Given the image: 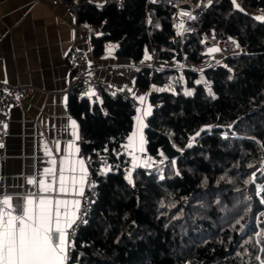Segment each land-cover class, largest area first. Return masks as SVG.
<instances>
[{
  "label": "trees",
  "instance_id": "obj_1",
  "mask_svg": "<svg viewBox=\"0 0 264 264\" xmlns=\"http://www.w3.org/2000/svg\"><path fill=\"white\" fill-rule=\"evenodd\" d=\"M242 2L264 7V0ZM79 20L101 29L90 41L95 57L115 43L116 55L134 65H150L146 54L152 60H172L177 49L185 61L202 63L206 30L217 39H233L243 52L205 71L212 96L194 85L192 71L183 72L192 95H184L180 85L163 89L177 75L175 69L139 73L137 86L148 89L149 101L156 105L146 120V152L155 156L169 142L180 155L164 158L159 174L132 170V184L125 179L129 158L123 142L133 128L134 107L121 97L93 103L69 96L70 112L83 134L82 150L97 158L93 174L99 181L70 264H260L256 257L264 259V243H258L262 237L256 233H264V192L257 195V185H264L258 171L264 169V20L232 0L210 5L191 21L193 31L184 34L175 28L176 9L148 0H121L120 7L85 3ZM253 172L255 183H245Z\"/></svg>",
  "mask_w": 264,
  "mask_h": 264
},
{
  "label": "crops",
  "instance_id": "obj_2",
  "mask_svg": "<svg viewBox=\"0 0 264 264\" xmlns=\"http://www.w3.org/2000/svg\"><path fill=\"white\" fill-rule=\"evenodd\" d=\"M234 5L243 9L242 0ZM180 15H177V27L181 25ZM73 24V16L66 8L48 0L38 3L33 0H0V81L6 80L7 84L27 85L34 89L20 106L10 110L8 136L0 139V199L5 195L11 196L13 207L33 193L44 195L37 185L28 183V180L43 179L44 171L51 167L52 159L57 160L58 171L59 160L65 155L69 143L79 148L78 158L83 159L80 142L82 132L78 120L70 112V95L66 92L70 78L66 55L73 41ZM100 34L99 26H91L89 31L83 33L79 45L88 56L93 77L115 87L128 89L135 98L144 96L143 104L136 99L137 108L141 109V115L149 106L152 112L156 105L149 101L148 89L139 88L135 81L99 70L103 64H131L128 59L116 55L115 43L106 44L105 52L95 57L90 41L92 36ZM136 109L134 117L137 116ZM148 116L143 117L145 125ZM72 121L76 122V129L72 128ZM136 127L134 119L131 133ZM74 131L78 133V140L73 136ZM144 131L145 127V140ZM128 136L123 145L128 143ZM123 151L129 158L126 171L156 164V157L161 161L165 158L161 152L152 156L146 149L144 152L136 151L137 166L133 168L132 156L124 147Z\"/></svg>",
  "mask_w": 264,
  "mask_h": 264
},
{
  "label": "snow or ice",
  "instance_id": "obj_3",
  "mask_svg": "<svg viewBox=\"0 0 264 264\" xmlns=\"http://www.w3.org/2000/svg\"><path fill=\"white\" fill-rule=\"evenodd\" d=\"M233 3L235 4L236 0H233ZM183 14L188 15V13ZM257 19L264 20V17H257ZM180 27L183 28V25ZM216 51L219 49H209L210 53ZM146 59L150 57L146 56ZM4 82L7 83L6 80ZM185 94L191 95L192 93L186 92ZM136 99L141 104L145 100L144 96L136 97ZM136 111L137 116L134 119L137 127L128 136V143L123 145L132 156L133 168L137 166L136 160L138 159L135 152L145 150L143 128L146 125L143 123V117L151 114V107H147L143 115L140 114V108ZM4 128H7V124H4ZM72 128H77L75 121H72ZM199 134V132L196 133L197 136ZM73 136L76 140L79 139L76 131L73 132ZM188 147H191V144ZM260 147L264 151V145ZM57 151H59V145ZM78 153L79 148L69 143L66 146L65 155L59 160L58 171L57 160L52 159L51 167L45 169L43 179L28 180V183L37 185L44 195L33 193L25 197L22 203H17L15 207H13L11 196L5 195L0 199V264H70L72 259L70 252L75 249L74 240L70 237L75 236L76 227L79 226L77 221L87 222L79 215L81 210L79 197L85 194L84 185L87 182L88 170L85 160L78 158ZM261 162L264 163V159ZM172 163L174 164L175 161ZM109 170L110 167L102 171ZM258 171L264 174V169H258ZM176 174L179 175V171ZM256 175L257 173L253 172L245 183H255ZM125 179L129 184L133 183L131 170L128 171ZM91 186L94 187V185ZM262 192H264V185H257V195H261ZM261 203H264V199ZM161 206L163 207V204ZM256 235L262 237L258 243H264V233L258 232ZM260 251L264 252V247ZM237 256H241V253L238 252ZM256 259L260 261V264H264V259L259 256Z\"/></svg>",
  "mask_w": 264,
  "mask_h": 264
},
{
  "label": "built area",
  "instance_id": "obj_4",
  "mask_svg": "<svg viewBox=\"0 0 264 264\" xmlns=\"http://www.w3.org/2000/svg\"><path fill=\"white\" fill-rule=\"evenodd\" d=\"M35 3L43 0H33ZM66 8L74 19L73 24V41L72 45L66 55V64L70 71V78L68 79L66 92L69 95H74L77 98H84L91 102H101L105 97H121L127 100L136 109L138 102L133 94L124 88H118L114 85L98 80L93 77L92 70L89 67L88 56L85 51L79 47L83 40V33L89 31L90 25L79 20V8L82 4L89 3L95 6L102 4H114L120 7L121 0H48ZM152 3L176 9V20L179 13V21L183 28L178 32L179 34L192 32L191 19L190 17L201 16L210 5L220 3L221 0H148ZM185 7V8H184ZM245 12L249 11L258 17H264V7H248L243 4ZM183 13H188L184 15ZM194 18V19H195ZM176 24V23H175ZM203 38L207 43V48L202 52V55L206 57L202 63L194 64L189 63L181 59L179 67L175 69L177 75L170 76L168 79L169 86L173 89L177 85L182 87V93L186 95V92L193 94L194 89L186 87V79L183 74L185 70L192 71L197 75L194 79L195 86H202L205 93L212 96L213 92L210 88V80L205 76V71L208 69L216 68L220 63L225 61L229 57H236L242 54V50L233 39H217L211 30H206L203 33ZM219 49L216 52H209V49ZM157 70L154 65H134V64H103L99 66V70L105 74L122 77L128 81H135L139 73L144 70ZM199 81V83H197ZM34 89L27 85H11L0 81V139H4L8 136L7 128H4V124L9 121V113L12 108L20 106L22 100L30 94ZM211 91V94H210ZM191 94V95H192ZM80 142H83V134L81 135ZM82 157L85 160L88 176L87 182L84 185V196L81 197V210L79 215L83 220H87L89 213L92 209L94 202L98 197L99 181L93 174V163L96 162L97 158L92 154L83 151ZM160 165V164H159ZM165 166L145 167L149 173L159 174L161 169ZM91 185H94L92 187ZM75 230V236L70 239L75 240L80 228L85 223H80ZM72 252L70 255L72 257Z\"/></svg>",
  "mask_w": 264,
  "mask_h": 264
},
{
  "label": "rangeland",
  "instance_id": "obj_5",
  "mask_svg": "<svg viewBox=\"0 0 264 264\" xmlns=\"http://www.w3.org/2000/svg\"><path fill=\"white\" fill-rule=\"evenodd\" d=\"M239 2V0H236V2ZM249 14L253 15V16H256L255 14H252L250 11H249ZM258 17V16H256ZM176 28V31L177 32H180L181 31V27H175ZM146 56L150 57L148 54L145 55V62L149 63L150 65H154L156 69H162V70H171V69H175L176 66H178L179 62L177 61L176 58L172 59V60H169V61H159V60H152V58L150 57V59H146ZM164 90H167V91H171V88L169 87V85L165 86L163 88ZM155 162L156 164H150V165H154V166H159L161 167L162 166V163H164V160L161 161V159H159L158 157H156L155 159ZM160 164V165H159ZM127 175V174H126Z\"/></svg>",
  "mask_w": 264,
  "mask_h": 264
},
{
  "label": "water",
  "instance_id": "obj_6",
  "mask_svg": "<svg viewBox=\"0 0 264 264\" xmlns=\"http://www.w3.org/2000/svg\"><path fill=\"white\" fill-rule=\"evenodd\" d=\"M185 8V7H184ZM248 13V12H247ZM179 40V38H177ZM176 59L178 62H181V54L179 52V49H177V56ZM160 152L163 153L164 157L168 160H173L176 157L180 155V151L176 148L172 147V145L169 142H166L161 148Z\"/></svg>",
  "mask_w": 264,
  "mask_h": 264
}]
</instances>
